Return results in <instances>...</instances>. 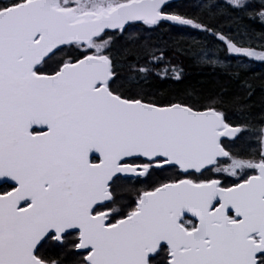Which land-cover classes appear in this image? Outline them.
<instances>
[{
    "label": "snow or ice",
    "instance_id": "obj_1",
    "mask_svg": "<svg viewBox=\"0 0 264 264\" xmlns=\"http://www.w3.org/2000/svg\"><path fill=\"white\" fill-rule=\"evenodd\" d=\"M256 64L264 0H0V264H264Z\"/></svg>",
    "mask_w": 264,
    "mask_h": 264
},
{
    "label": "trees",
    "instance_id": "obj_2",
    "mask_svg": "<svg viewBox=\"0 0 264 264\" xmlns=\"http://www.w3.org/2000/svg\"><path fill=\"white\" fill-rule=\"evenodd\" d=\"M178 62L184 69V78L179 82L164 80L155 81L154 87L161 91H170L172 93H216L223 86L231 87L228 77L222 76L218 71L208 66L196 64L194 61L180 57ZM245 75L250 82L256 87V96L253 98L259 103L260 82L264 80V65H253Z\"/></svg>",
    "mask_w": 264,
    "mask_h": 264
}]
</instances>
